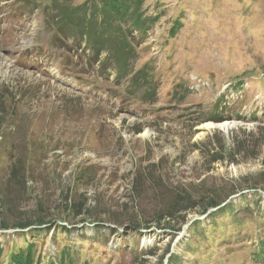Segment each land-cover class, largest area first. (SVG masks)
I'll use <instances>...</instances> for the list:
<instances>
[{
  "label": "rangeland",
  "instance_id": "rangeland-1",
  "mask_svg": "<svg viewBox=\"0 0 264 264\" xmlns=\"http://www.w3.org/2000/svg\"><path fill=\"white\" fill-rule=\"evenodd\" d=\"M141 5L0 0V264H264V0Z\"/></svg>",
  "mask_w": 264,
  "mask_h": 264
},
{
  "label": "trees",
  "instance_id": "trees-1",
  "mask_svg": "<svg viewBox=\"0 0 264 264\" xmlns=\"http://www.w3.org/2000/svg\"><path fill=\"white\" fill-rule=\"evenodd\" d=\"M100 9L96 11V15H102L103 19L112 18L122 24L130 22L133 28L137 31L145 23L142 15L139 14L142 0H97ZM86 15V14H85ZM141 19L140 24L138 21ZM135 23V25H134ZM130 25V27H131ZM116 26V25H115ZM176 26V25H175ZM172 30H176L172 28ZM34 249L31 246L27 250H21L17 254L11 257V260L7 264H34ZM67 258V263L72 264L71 258L66 256V253H62L60 257V264H64V260Z\"/></svg>",
  "mask_w": 264,
  "mask_h": 264
},
{
  "label": "bare ground",
  "instance_id": "bare-ground-1",
  "mask_svg": "<svg viewBox=\"0 0 264 264\" xmlns=\"http://www.w3.org/2000/svg\"><path fill=\"white\" fill-rule=\"evenodd\" d=\"M0 60L1 61H6L5 58H2L0 56ZM5 63V62H4ZM233 125L234 123L233 122H228V121H224V122H221V123H206V124H203L202 126L199 127V130H203V131H208V130H211V129H219L220 131H228L229 129L233 128ZM149 134V131H145L143 134H141V137H144L146 138Z\"/></svg>",
  "mask_w": 264,
  "mask_h": 264
}]
</instances>
